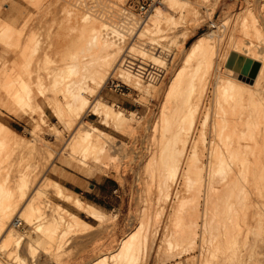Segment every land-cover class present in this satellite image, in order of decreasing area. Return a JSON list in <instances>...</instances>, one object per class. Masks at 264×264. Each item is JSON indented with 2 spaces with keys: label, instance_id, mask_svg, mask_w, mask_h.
I'll list each match as a JSON object with an SVG mask.
<instances>
[{
  "label": "bare ground",
  "instance_id": "bare-ground-1",
  "mask_svg": "<svg viewBox=\"0 0 264 264\" xmlns=\"http://www.w3.org/2000/svg\"><path fill=\"white\" fill-rule=\"evenodd\" d=\"M32 1L35 2V5L37 4V6L40 1H42L40 3L44 4L43 0ZM45 1L47 2V5H45L47 6V9L53 8L54 6L52 5L54 2L57 3L55 0L53 3L51 0ZM60 1H63L68 5L73 4V2H78V0ZM208 1L209 0H198L197 3H192L190 0H162L157 2L159 4L154 8L152 14L148 16L146 15L145 17L144 15H141L139 19L134 17L133 14H130L125 17L121 26L113 25L112 27L106 26L105 23L102 24L103 22H98V20L93 18L90 14L85 13L82 17H80L82 21L79 22L80 36L78 39H82L84 37L87 38H85L87 42H85L84 39L81 41L87 43L84 44L86 45V48L82 49L84 46L81 47L80 44H77L79 45V48H81V51L78 52L81 55L84 53L85 56L83 55V58L80 59V54L74 52V54H78L79 58L77 57L75 61L72 60L73 62H71V64L67 63L69 60L65 63L67 67L70 65V69L72 68V71L70 69H64L65 72L69 71L65 74V76H63L65 72H62L63 70H59L60 68L53 69L54 71L56 69V72L59 70L60 74L62 72L63 77H68V73L70 74L71 72L72 74H70V76L72 75V78L70 77L71 79H69V77H66L67 80H64L65 78H62V76L58 77L55 75L56 72L55 74H53V72L45 73V70V76L43 75V78L41 77L42 73L40 72H37L39 74L36 77V74L32 75L35 71H23L31 65L30 63H25L24 69L22 68L21 70H18L19 68L16 63H13V67H11L7 63L9 60H4V62L0 65V77L4 76V79L1 80L2 83H0V86L3 87V90L0 92L2 95L1 97H3L6 103H8L9 109L14 110L18 119L22 121H30V119L33 120L32 116L30 117L29 115L31 112L40 111L44 115L46 114L45 109L39 102V100L43 98L47 107L51 109L53 115H55L57 119L56 123L51 124L50 130L56 133V135L62 133V129L57 125H61L63 130L65 129L64 132L67 130V132H65L67 136L66 147L68 146L69 148L67 147V149L69 150L68 152L66 150V153L70 164L72 165L74 163L73 161H76L77 164H75L79 171L91 176L87 169L91 166L88 162L89 158H92L94 163H100L102 159L113 161L115 157L113 153L123 149L124 146L122 143L118 144L119 140H117L115 136L109 135L93 122L86 120L85 113L92 111L99 117L102 124L111 125L115 131L124 135L129 134L133 118L140 121L145 120L144 117L140 115L138 116L137 112L135 113V111L132 112L121 109L108 101L107 103L104 98L100 97V88L105 87L107 78L116 69V61L119 59L118 57L120 54L122 55L123 51L120 40L122 39L123 42V38L126 35H124L121 30L116 28L120 27L124 29L125 33H131V30L133 31L136 27L140 28L137 33V37L140 39L139 46L135 47V50L132 45L131 51H137L139 53L138 55H140L142 59H150L151 63H158L159 61L162 62V60L167 57L171 61H175L176 53L174 52V48L179 43V37L182 35L187 37V35L192 34H187V28L186 31L180 30V28L184 23L186 24L188 22L187 20L191 14L196 17L197 13L200 11V5H204L205 7V3H207L206 6L209 7L210 5H208ZM30 2L31 1H29V3ZM33 2H31V4H33ZM84 2L83 5L86 7L88 1L84 0ZM215 2L209 3L211 5L213 4V8H209H211V11L214 12H216L215 10L217 9L215 7ZM259 6L263 17L262 20L255 11L253 12V10L250 12V16H246L247 12L244 14H238V21H236L240 22L242 19L245 24L244 27H246L247 30L245 31L243 29V35L241 36H239V34L235 35V32L230 33V37L228 38L227 43H225V48L222 47V42L215 40L216 35L214 36V28L204 34H201L187 48L184 57L182 59L180 57L182 60L181 64H183V66L175 71L164 89L159 111L155 116L153 124L150 126L151 128L148 127L151 129L153 136V147L151 149V154H153L152 157H159L157 163L159 166L157 191L160 196L163 197L166 204H168L169 201H172L170 207L166 205L161 210L166 217L164 228L161 226L159 228L158 225L154 230L148 229L146 222H143L144 218H142L141 222H139V224L131 232L117 242V246L113 248V250L101 253L99 256L93 258L90 264H172L173 261L184 258L186 253L190 250L202 254L204 250H207L210 247L217 250V248L221 245L228 247L231 244L233 245H231V249H233L236 253H242L238 249L241 247V241L245 238L242 237L241 240L240 237V246H237L238 242H236V239H239L236 238L237 231H242L241 221H243L244 225H248L243 226V228L248 230H246L247 234L244 233L245 231H242V233H244L243 236L245 234L248 235L249 239L251 236H249V234L252 233L253 228L252 226H249L252 223L251 221L250 224L247 223V218H249L250 214H255V212H249L248 215L245 211L252 209L253 206L251 205L254 201L255 205L259 204L256 203V198L264 197V152H257L260 137H258V133L256 132L258 131V128L256 127L260 123L259 119L261 117V113L259 114V108L257 106H260V102L264 101V47L262 46L263 44L261 45V43L256 41L254 38L255 35L259 38V36L264 33V0H261ZM70 9L66 7L62 8V10H64L63 12L67 14L68 20H70L71 16L73 17V8L71 9L72 11ZM45 11L46 10H44V12ZM18 13L20 14V12ZM99 13L98 15H100ZM11 14L10 16H12ZM52 14H54V12ZM212 14L214 13L212 12ZM41 15L43 17V14ZM46 16H44V19ZM19 18L21 17L17 16V14L14 15V21L11 23L12 26L14 25V27H16L15 25L20 23L18 22ZM144 18L146 19L143 20ZM44 19L43 21H45ZM38 20L35 18V22H38ZM48 20H50V18ZM62 20L65 19H61V23L65 22ZM30 21L28 23L32 24V21ZM40 22H42V20ZM40 22H38L37 25L41 24ZM190 22L191 20L189 23ZM61 23L59 22L58 24ZM7 26L11 27L10 24ZM34 26H36V23ZM67 26H69V24ZM183 27L185 28V25ZM73 28L74 27L70 30H73ZM6 29L8 28H5V30ZM32 29L35 30V28ZM77 29L75 30L77 31ZM36 34L34 31V35ZM1 35H3V33ZM34 35H32V38H34ZM40 35L34 39H38ZM42 38L44 37H41V39ZM33 40L31 41L33 42ZM74 40L75 39H73V41ZM184 40L186 41V38ZM36 41L40 40L38 39ZM75 41L79 42L80 40ZM21 43L22 42H20V44ZM34 44L33 46H35ZM18 46L20 47V45ZM35 48L37 51V48L39 47L36 45ZM42 49L44 50V48ZM16 50L17 47L15 51ZM67 50H70V48ZM77 50L75 51L77 52ZM15 51L13 50V52ZM3 52L6 51L4 50ZM16 52L20 53L19 51ZM128 53L130 52L128 51ZM25 54L26 53H24V55ZM64 54H66V51ZM133 54L135 55L136 52ZM13 55H15V53ZM234 55L238 60L243 58L240 71L235 70L233 66H230L229 57ZM69 59L72 58L69 56ZM131 60L133 59H130V61ZM164 62H166V60ZM147 63H149V61ZM128 64L131 66L130 63ZM135 64L136 63H134V68L136 69ZM246 64H248L249 67H246ZM123 65L118 66V70L116 71L120 72L122 79L124 77V79L129 80L127 82H131L130 77L133 72V74H135V69L130 74L131 71L129 72L126 68L127 66L124 65V67ZM145 65L146 67H149L143 62H141L140 66L143 68ZM256 65H258V70L256 76L253 78L251 76V69ZM160 66L163 67V65ZM186 66L191 68L188 72L185 69ZM41 67L43 71V65ZM51 68H49L50 71ZM204 68L207 69L208 72L205 71ZM132 69L133 68H131V70ZM143 69L140 71H143ZM184 70L187 72L185 75L187 78H183L185 80L181 81L182 72ZM200 71L203 72H201L202 76L206 73L208 76L202 78L200 77L201 73L200 76H198ZM144 72L146 71L144 70ZM47 73H51L52 76L49 74L50 77L46 78ZM73 74H75V76ZM54 75L56 76L55 78ZM27 77H29V79ZM44 78H46V80H44ZM143 78L144 77H142L141 80ZM122 79L120 82L124 83ZM145 79L148 80V78H144L143 80L145 81ZM143 80L137 81L138 83H145ZM200 86L204 89H199V92L203 91L204 94L197 92L198 88H201ZM141 88L142 87L140 86L139 89ZM196 92L197 94H195ZM223 97L229 99L227 102L230 100L235 102L234 99L237 98L235 103L240 102L241 104L242 99H248L245 102L252 100L253 104H256L254 110L253 108L251 109V112H253L252 114L245 113V115H247H243L244 119L251 115V117H247L248 127L245 126L244 121L239 117L242 116L240 113L243 111L240 110V112L238 111L239 113L236 112L237 110L234 111L239 115L234 114V116H238L235 121H239L240 124L242 122L244 123L243 125L245 127L243 126V130L246 134H248L252 124L253 128L255 130L257 129L256 131H254V129H252V131L250 130V136L248 135L245 139L246 141L249 137L253 138L252 140L254 141L253 145L251 144L252 146L249 144H240V138L238 137L240 132L238 133V129L236 130V128H234V131L236 130V132H233L232 134L228 131V133H231V135L238 133L236 134V137L237 140H239V143L234 146H227L226 149H223L221 142L223 141L227 144L226 142L228 138L230 140L232 139L227 133V126L224 124L222 125L220 122L222 115H220L221 118L217 116V114H219L217 111H221L220 108H226V106L223 105L226 101L222 104L223 101L221 98ZM0 103V106H3L2 101ZM250 103L252 106V102ZM257 103L259 104L257 105ZM227 104L228 103H226V105ZM218 106L220 108H217ZM227 106L231 107V105ZM247 106L249 107L250 104ZM213 108L215 109L214 113L211 111ZM249 111L250 110H248V112ZM225 113L227 112L225 111ZM229 114L231 115V112ZM229 117V119H235V117ZM224 118H222V120ZM238 118H240V120H238ZM227 119L228 117L224 120V122L230 124L232 121L229 122ZM262 119H264V117ZM208 120L210 122L211 120H215L214 122L216 124L214 126V123H212L214 127L212 126V137L210 136L211 141H209V146L204 147V149L201 148V150L199 149L198 142L196 141V134L200 130H198L200 122L203 121L202 124L206 125ZM241 120L242 122H240ZM140 121H138V123ZM146 121L147 120H145V123ZM235 121L234 123L232 122L234 126L238 125ZM261 127L264 128L262 125ZM33 129H35L34 131L32 130L33 132L30 131L32 138H26L23 135H20L10 125L0 120V264H7V262L11 264H29L30 261L27 256L35 258L37 255L38 257H41L44 264L52 262L60 263L62 253L65 249H67L66 247H68V245L69 247L71 246L70 243L72 244V241L77 235L90 229H100L99 231L102 232L101 229L104 230L105 228L112 226V224L117 221L119 215L116 212L107 213L106 211H103L94 204L85 201L76 193L68 190L66 185L61 181L52 179L48 174L49 170L61 180H75L73 178L74 176L71 177L64 169L56 167L50 168L51 163H53L55 159L61 161L63 165L66 161L61 157L57 158L58 153L56 154L55 151L49 149L50 147L47 148L43 146V142H39L37 131L42 132V128L39 124H35ZM60 138L62 139V136H60ZM251 138H249L250 141ZM263 138L264 137H262V139ZM58 140L59 142L57 144L60 143L59 145L61 146L62 141L60 142V139ZM246 142L249 143L248 141ZM203 143L205 144V142ZM63 145H65L64 142ZM61 147L63 148V146ZM250 148L252 149V152L249 151ZM262 149L264 150V147H262ZM248 152L251 154L254 153L253 161L249 158ZM204 155L207 163H204ZM153 161L154 159L151 162ZM253 162L255 170L251 171V166H254L252 165ZM102 163L104 164V162ZM104 166L105 165H103V167ZM152 166L154 167V164H152ZM252 168L254 169V167ZM106 169L104 170V168H102L101 172H105L106 174ZM179 178L183 181L186 189L189 191L188 197H183L184 195L181 196L178 191L174 194V185L177 183ZM253 193L257 195L253 197H256V200L251 197V195L253 196ZM261 199L260 201H262ZM61 203H65L67 207H64ZM178 204L181 206H187L186 211L183 214L179 211L181 215L178 214ZM254 209L255 208H253V210ZM257 209L259 208H256V210ZM260 209L262 210L261 207ZM261 212L264 213V210ZM259 213L260 210H257L256 215ZM81 214H84L85 217L92 219L95 224H92L82 218ZM262 217L264 219V216H259V219L260 222L263 223L264 221H261L263 220ZM174 218H176V220L178 219L179 222L177 221L175 224L172 223ZM249 219H251V216ZM256 221L259 223L258 220ZM22 224L24 225L23 229H21ZM263 225L261 224L259 227H264ZM250 227L252 230H250ZM263 229L261 230L263 231ZM109 230L111 231V229ZM261 230L257 232L255 230L254 234H257L256 236L260 237V232H262ZM239 233L242 235L241 232ZM160 234L161 238L158 243ZM255 235L254 238H256ZM263 236L262 238H259L261 239L259 240L260 242L264 238ZM251 238H253V236H251ZM97 240H99V238ZM103 240L104 239H102V242ZM253 240L244 242L247 244L249 241L251 242ZM83 241L84 240H82V242ZM73 243H75V241H73ZM88 243L90 242L87 241V244ZM91 244H93V242ZM246 244H244V246L242 245V247L244 248ZM256 245L253 247L255 248ZM232 247H239L237 249L238 251ZM245 248L247 249L251 247L247 246ZM262 250L264 249L262 248ZM256 251H258V249ZM244 252L245 251H243V253ZM237 257L238 256H236V258ZM236 261L237 259L235 261L233 259H228L229 264H238V261ZM257 261L259 260L257 259ZM256 263L257 262L254 264Z\"/></svg>",
  "mask_w": 264,
  "mask_h": 264
},
{
  "label": "rangeland",
  "instance_id": "rangeland-1",
  "mask_svg": "<svg viewBox=\"0 0 264 264\" xmlns=\"http://www.w3.org/2000/svg\"><path fill=\"white\" fill-rule=\"evenodd\" d=\"M29 1L33 2L32 0H0V10H1L0 11V36H1V38L0 39H3V40H0L1 41L0 42V50H1L0 51V65L4 62V60H7V61L9 60L8 62L6 61L8 63V65L13 67V63L14 64L16 63L17 67L19 68L18 70H21L22 68L24 69L25 63L26 64L30 63L31 65L28 66L27 68H25L23 71H25V72L29 71V70L31 72L35 71L34 73H32V75L36 74V77L39 74L37 72H40V73H42V76H41L42 78H43V75L45 76L46 72H51V73L53 72V74H55L57 68L58 69L60 68L59 70H61V71L63 70L62 72H65L64 69L69 70L71 66L68 65L69 67H67V65L65 64L68 60L69 61L67 63L71 64V62L75 61V59L77 57L79 58V56H80V59L83 58L84 53H83V55H81L79 53L81 51L80 50L81 48H79V45H77V44H80L81 47L84 46V47H82V49H83V48H86V45H84V44H87V43H85V42H87L86 37H84L82 39H78L80 36V34H79L80 33L79 22L82 21V19L80 17H82L83 14H85V13L90 14L93 18L98 20V22H101V23L103 22L102 24L105 23L106 26H110V27H112L113 25L121 26V24H123V22L125 20V17H127L130 14H133L134 17H136L137 19H139L141 16L138 9H136L135 7H131V8L128 7L129 0H86V1H88L86 7L83 5L85 3L84 0H78V2H73V4H71V5H68L67 3L60 1V0H55V1H57V3L54 2V0H51L52 3L54 2V4L52 5L54 7L53 8L50 7L51 9L46 8L47 6H45V5H47V2L45 0H43L44 4L40 3L42 1L39 2L40 6L39 5L37 6V4L35 5V2H33V4H31V2L29 3ZM160 1H162V0H154L153 1L150 10L146 14L147 16L152 14L154 8L156 6H158V4H159L157 2H160ZM190 1L192 3H197L198 0H196V1L190 0ZM214 2H215V7L217 8V9L214 8V9H216L215 10L216 12L211 11L212 10L211 8H213L212 7L213 4L212 5L209 4V3H214ZM260 3H261V0H219V1L218 0H209L208 5H210L209 7H211V8L206 6L207 3H205V7H204V5H200L199 6L200 11H199V13H197L196 17H195V15L193 16V14H191L192 17L190 16L189 19L187 20L188 22L186 21L188 24L186 23L187 24L186 25L184 23L182 25V27L185 25V28L184 27L180 28V30H185V31L187 28L188 29L187 34H190V33H192V34H190V35L186 34L187 37L183 36V35L179 37V40H178L179 43L174 48V50H175L174 52L176 53V60L171 61L167 57L164 60L161 59L162 62H164L166 60V62H164L165 64L160 62V61H159L160 63L156 62L157 64L154 62L151 63L150 59L144 60L141 58L140 55H138L139 53L137 51H135L136 50L135 47L139 46V42H140V39L137 37V33L140 30V28L136 27V29H134L133 31L131 30V33L130 32L125 33L124 29H122L120 27L116 28V29L121 30V32L124 33V35H126L127 37L125 36L126 38L125 37L123 38V42H122V39L120 40L121 41L120 44L123 47L122 55L120 54V56L118 57L119 59L116 61L117 62L116 63V65H117L116 69L114 70L113 73H111L108 76L105 87L100 88V93H101L100 97L104 98V100L106 102L108 101L109 103H112L121 109H125V110L132 111V112L135 111V113L137 112L138 116L140 115V116L144 117L145 120H147V121L145 123V120L140 121L138 119L133 118L131 121V130L129 131L130 135L129 134L124 135L122 133L115 131L113 129V127H111V125H106L104 123L102 124L99 117L96 114H94L92 111L86 112L85 113L86 120L93 122L96 126L103 129L109 135L115 136V138H117V140H119L118 144L122 143V145L125 148V149L123 148V149L119 150L121 152L115 151L113 153L115 155L113 161H108L106 159L105 160L102 159L100 161V163L99 162L94 163L92 158H89L88 162L91 166L88 167L87 169H88L89 173L91 174V176L84 174V173H81L76 166V164H77L76 161H73L74 163L72 162L74 165L70 164V161L68 160V155L66 153V150H67V152L69 150V149H67L68 146L66 147L67 136H66L65 132H67V130L64 132L65 129L63 130L61 125H57V126H60L59 128L62 129V133L64 132L65 135H64V133L63 134L60 133L59 135H56V133H54L52 130H50L51 124L56 123L57 119H56L55 115H53L51 109L49 107H47V104L43 98H41L39 100V102L41 103V105L43 106V108L46 111V114H45L46 117L40 111L31 112V114L29 113V115H30V117L32 116L33 120L30 119V121H33V122H30V121H22V120L18 119L15 111L9 109L8 103H6V101L3 99V97H1L2 95L0 93V99L2 98L1 101L3 103L2 104L3 106H0V120L5 122L6 124L10 125L11 127H13L20 135H23L26 138H32V136L30 135L31 134L30 131L33 132L35 130V129H33L34 125L39 124L40 127L42 128V132L37 131V134L39 136L38 137L39 142L40 143L43 142L42 143L43 146H45L47 148L50 147L49 149L55 151L56 154L58 153L57 158L61 157L62 159H65V161H66V162H64V165H63L61 161H58L57 159H55V161H53V163H51L50 168L56 167V168L64 169L68 172V174L71 177L74 176L73 178L76 181L75 180H71V181L61 180L59 177H56V175L54 173H52L50 170L48 171L49 176L52 179L61 181L63 184L66 185L68 190L76 193L85 201L86 200L88 201V199L85 196V194H81V191H85V192L90 191L92 193L93 197L95 198L94 200L96 202H98V205L94 204L96 207L102 209L103 211H106L107 213L116 212L117 214H119L117 221L114 224H112V226L108 227L109 229H111V231L108 228H105L104 230L101 229L102 232L99 231L100 229H90V230H86V232L84 231L85 233L84 232L81 233L82 235L81 234L77 235L75 237V239L73 240V241H75L76 244L73 243V241H72V244L70 243L71 246L69 247V245H68V247H66L67 249H65V251L62 253V255L60 257V263L61 264L62 263L63 264H90V262L93 260V258L99 256L101 253L113 250V248H115L117 246V242H119V240L121 238H123L129 232H131L139 224V222H141L142 218H144L143 222L144 221L146 222L148 229L154 230L155 228H157L158 225H159L158 226L159 228H160V226L162 228H164V224L166 223V219H165L166 217L164 216V213L161 212V210L166 205L170 207L172 201H169V203L166 204L163 197H161L159 192L157 191V181H158L157 178H158V167H159L157 165V163H158L159 157L156 156L153 158L152 157L153 154H151L152 153L151 149L153 147V136H152L151 129H150L151 128L150 126L153 124V122L155 120V116L159 111V106H160V102L162 99L164 89L166 88L167 83L169 82L170 78L173 76L175 71L178 70V68H181L183 66V64H181L182 63L181 59L184 57V55L187 51V48L201 34H204V33L208 32L210 29L214 28L215 29L214 36L216 35L215 40L222 42V47L225 48L226 47L225 43H227L228 38L230 37V33L235 32V35L239 34V36H241V35H243V29L245 31L247 30V28L244 27L245 24H244V21L242 19L240 20V22H237L238 21L237 20L238 14H244L245 12H247L246 16L247 15L250 16V12L253 10V12L255 11L260 16V19L262 20L263 17H262V13L260 11V6H259ZM7 5H9V6H7ZM216 5H218V6H216ZM64 7L68 8V9H70L71 7L73 8V9L71 8L73 10V17L71 16L70 20L67 19V14L65 12H63L64 10H62V8H64ZM127 7H128L129 11H127V9H126ZM16 10L18 12H20V14ZM20 10H22V11H20ZM41 10H43V11H41ZM44 10H46L45 11L46 15H47V12L49 11L48 15L50 17L48 15L47 16L45 15ZM24 11H25V13H24ZM99 11H100V13H99ZM53 12H54V14H52ZM212 12L214 14H212ZM11 13H13L14 15L17 14V16L21 17V18H19L18 22H20V23L17 24L18 26L15 25L17 28L14 27V25L12 26V24H11L12 21H14V15ZM79 13H81V14H79ZM98 13L100 15H98ZM10 14L13 17L10 16ZM21 14H22V16H21ZM41 14H43V17ZM146 15H144V17ZM40 16L42 17V19ZM44 16H46L45 19H44ZM47 17H49L50 20H48L49 18H47ZM54 17L56 20L54 19ZM31 18H32V20H31ZM35 18H36V20L40 19V20H38V22H40L42 20V22H40L41 24L37 25L38 22H35ZM146 18H144L143 20H145ZM43 19L45 21H43ZM53 19H54V22H53ZM61 19H65V20H62L65 22L61 23V21H60ZM20 20L23 22H21ZM30 20L32 21V24L28 23ZM190 20H191V22L189 23ZM235 21L237 22V24ZM59 22L61 24H58ZM8 23L10 24L11 27L7 26V25H9ZM35 23H36V26H34ZM67 23L69 24V26H67L68 25ZM30 24H31V26H30ZM2 25H3V27H2ZM32 25H33V27H32ZM70 25L72 27H74L73 30H70V29H72V27ZM26 26H28V27H26ZM38 26H39V28H38ZM12 27H14V28H12ZM31 27L35 28V30H33ZM36 27H37V29H36ZM5 28H8V29L5 30ZM9 28H10V30H9ZM75 29H77V31ZM136 30H137V32H136ZM34 31H35V34L37 33L36 35H34ZM2 33H3L4 37H3V35H1ZM32 35H34V38L35 37L37 38L38 35H40L38 38L40 41H36L38 39L32 38L33 37ZM261 36H259V38H258L255 35L254 38L256 41H259L261 43V45L263 44L262 46L264 47V40H263L264 39V33ZM41 37H44V38L41 39ZM185 38H186V41L184 40ZM73 39L80 40V41L79 42H77L75 40L73 41ZM83 39L85 41V42L83 41L84 43L81 42ZM5 40L7 43L5 42ZM19 40H20V42H22L21 44H20ZM31 40H33V42L35 44ZM16 44L20 45V47ZM33 44L35 46H33ZM40 44H42V45H40ZM71 44H72V46H71ZM36 45H37V47H39V48H37V51L35 48ZM51 45H52V48H51ZM132 45L135 49V50L134 49H132V50H134L136 52L135 55L133 54L135 52L131 51ZM16 47H17L16 51H19L20 53L15 51ZM41 47L44 48V50ZM69 48H70V50H67ZM25 49H26V52H25ZM4 50L6 52H3ZM13 50L15 52H13ZM23 50H24V53H26L25 55L23 53ZM75 50H77V52ZM65 51H66V54H64ZM128 51L130 53H128ZM74 52L78 53L80 55L78 56V54H74ZM14 53H15V55H13ZM46 54H47V56H46ZM75 55H77V56H75ZM18 56L20 59L18 58ZM69 56L72 59H69ZM71 56H73V57H71ZM23 57H25V58H23ZM180 57H181V59H180ZM124 58L127 60H125ZM138 58H139V60H138ZM130 59H133V60L130 61ZM13 60H14V62H13ZM148 61H149V63H147ZM141 62H143L144 64H147V66H149V67H146V65H145V67H143L144 68L143 69L140 66ZM128 63H130L131 66ZM134 63H136L135 64L136 69L134 68ZM54 64L56 67L54 66ZM59 64H62V65H59ZM123 64L125 66H127L126 68H127V70H129V72L131 71L130 74L135 69L134 70L135 74H133L134 73L133 72L131 74V77L132 76L133 77L132 78L130 77V80L132 83L127 82L129 80L124 79V77L122 79V77L120 76V72L116 71V70H118V66L123 65ZM42 65H43V71H42V67H41ZM57 65H59V66H57ZM160 65H163V67ZM167 65H168V67H167ZM44 66H45V68H44ZM139 66L141 69L139 68ZM40 67H41V69H40ZM130 67L133 69L131 70ZM49 68H51V71L49 70ZM54 68H56L55 71L53 70ZM142 69H143V71H140ZM185 69L188 72V70H190L191 68L186 66ZM44 70H45V73H44ZM59 70H57V72L59 74L56 72L55 75H57L58 77H61L63 75V73L61 72V74H60ZM70 70L72 71V68ZM144 70L146 72H144ZM151 70H152V72H151ZM204 70L207 71V69H205V68H204ZM204 70H202V71H204ZM154 71H157V72H154ZM186 71L184 70L182 72L183 77L181 76V78H182L181 81L185 80L183 78H187L185 76L187 73ZM202 71H200L198 73V76H200V73ZM67 72H69V71H66L63 76H65V74ZM139 72L141 75L139 74ZM184 72H185V74H184ZM51 73H49V74L52 76ZM145 73H147V74H145ZM202 73H201L200 77L205 78L206 76H208V74L206 72H204L206 74H203V76H202ZM49 74L48 73L46 74V78L50 77ZM70 74H72V73L70 72ZM70 74L68 73L69 79L72 78V75L70 76ZM148 74H150V75H148ZM55 75H54V78L56 77ZM73 75L75 76V74H73ZM63 76H62V78H65L64 80H67L68 77L66 76L67 77L66 78ZM134 76H136V77H134ZM152 76H153V78H152ZM154 76H155V79H154ZM142 77L148 78L149 81L147 79H145V81H144L143 80L144 78H143L142 80L145 83H143V82L138 83V81H142L141 80ZM27 78L29 79V77H27ZM32 78H33V76H32ZM46 78H44V80H46ZM3 79H4V76L3 77L1 76L0 81ZM33 79H31V80H33ZM121 79H122V81H124V83L120 82ZM150 79H152V80H150ZM107 82H108V84H107ZM113 82H114V84H116L117 82L121 83L122 87L121 88L114 87ZM0 83H2V81ZM135 84H136L137 88H136ZM137 84L140 85L142 88L139 89L140 86H138ZM199 89L202 90L204 88L203 87L198 88L197 92H199ZM1 90H3L2 86H0V92H1ZM197 92L195 94H197ZM199 93L204 94L203 91H201ZM236 99H234L235 102L237 101ZM221 100L223 101L222 104L225 103L224 101H226V103H228L227 105H231V107L227 106L226 103L223 104L226 106V108H224V109L220 108L219 106L217 107V108H220L221 111H223V112L217 111V113H219V114H217L218 117H220V115H222L221 117L224 118V116L226 114V116L223 120L220 117L221 118L220 122L222 123V125L224 124L227 126V133L229 131L233 134V132H236L237 129H238L237 132L238 133L240 132L239 134L234 133V135H231V133H228L229 137L234 139V140L231 139L232 140L231 141L228 138V140L226 142L227 144H225L222 141L221 143H222L223 149H226L227 146H234L235 144L239 143V140H237L236 134H238V137L240 138V144H244V145L249 144L250 146H252L253 141H254V140H252L253 138L249 137V138H251V141L249 140V138L246 140L249 143H247L245 141V139L250 134L249 133L250 130L252 131V129H254L253 124H252V126H250L249 132L246 131V132H248V134H246L245 131L243 130L245 126L248 127L247 126V119L249 117H251V115H249V117L247 116L248 118L246 117L245 119H244L243 115H245V113H247V114L251 113L252 114L253 112H251V109L253 108V110H254L256 104H253L252 100L251 101L249 100V102H245L248 99L247 100L242 99L241 104H240V102L235 103L232 100H230L232 102H230V101L227 102V100H229V99L224 98V97L221 98ZM250 102H252V106H251ZM248 103L251 106V107L249 106L250 108L247 106V105H249ZM260 103H261L260 106L258 105L259 103H257V105H258L257 107L259 108V114L261 113V117L263 118L264 117V104H263L264 101L260 102ZM0 105H1V103H0ZM224 110L227 113H225ZM230 110H232V111H230ZM240 110L244 112V114H243V112L240 113L242 116H239L236 113L238 111L240 112ZM248 110H250V111L248 112ZM211 111H213V113H214L215 109L213 108V109H211ZM229 111L231 112V115L229 114L230 113ZM234 111H236V112H234ZM227 114H228V116H227ZM234 114L238 115L244 121L245 126L243 125L244 123L242 122V120L240 121V122H242L241 124L239 123V121H235L238 116H234ZM42 115H43V117H42ZM229 116L235 117V119L234 118L229 119L230 118ZM227 117H228L227 120L229 122L232 121L234 123V121H235L238 125L234 126L232 122H230V124H228L227 122H224V120ZM261 117L259 119L260 123L259 122H258L259 124L256 123V124H258V126L256 128H258V131L259 130L260 131L259 132L256 131L257 129L256 130L254 129V131H256L258 133V137H260V140L258 142L257 152L262 151L261 153H263L264 150L262 149V147H264L263 146L264 145V143H263L264 138L262 139V137H264V130H263L264 128H262L261 125L264 127V122H263L264 119H262ZM220 118H218V119H220ZM240 118H238V120H240ZM138 121H140V122L138 123ZM214 121L215 120H211V122H210L208 120L206 125L202 124L203 121L200 122V124H199L200 127L198 126V130L199 129L200 130L198 131L199 133L197 132V134H196V141L198 142L199 149H201V148L204 149V147L209 146V141H211L210 136L212 135V129L216 124ZM212 123H214V126L212 125ZM201 125H203V126H201ZM230 125H233L234 127L230 126ZM239 125L240 126L242 125V126L240 127ZM259 126L261 127V129ZM148 127H150V128H148ZM203 127H204V130H203ZM234 128H236L235 131H234ZM133 130H134V132H133ZM247 130H248V128H247ZM262 132H263V134H262ZM200 133L202 136L200 135ZM54 135H56V136H54ZM60 136H62V139L64 141L60 138ZM58 139H60V142L62 141L61 146H63V148L59 145L60 143L57 144L59 142ZM261 140H263V141H261ZM63 142L65 145H63ZM203 142H205V144ZM221 143H220V145H221ZM57 146L61 149H59ZM108 148H109V146H108ZM63 149H64V152H63ZM251 150L252 149L250 148L249 151L252 152ZM62 152H63V154H62ZM250 152H248V156L251 159V161H253L254 160V153L251 154ZM116 153H117V155H116ZM249 153H250V155H249ZM204 154H206V153H204ZM153 159L155 162L154 161L151 162ZM203 159H205L204 163H207L205 155H204ZM102 162H104V164ZM147 162L149 163V165L151 163L154 164V167L152 166V164L149 166ZM101 163H102V166H101ZM68 164H70V165H68ZM103 165H105V166L103 167ZM252 165H254V162ZM252 167H254V169ZM102 168H104V170L107 168L106 174H105V172H101ZM148 170H150V171H148ZM254 170H255V165L251 166V171H254ZM72 181H74V182H72ZM93 185H96V187H93ZM173 191H174V194L177 191L180 192L181 196L184 195L183 197H188V195H189V191L186 189L183 181L180 178L178 179L177 183L174 185ZM195 194H197V193H195ZM254 196H257V195L255 193H253V196L251 195V197L253 198ZM255 198H253V199L254 200L257 199L259 201L262 198L261 199L262 201H260V202L256 200V203H259V204H257L259 206L255 205L254 204L255 201H254L253 204L251 205V206H253L252 209L249 208L251 211L250 210L245 211L248 215H249V212H251V213L255 212V214L252 213L249 215V218L251 216V219L247 218L248 224H250V221L252 222L251 225H249V226H252L253 230L251 227H250L251 228L250 230H252L253 234L251 233V234H249V236L251 235V236H253V238H251V236H250L248 239V235H246L247 234L246 230H248V229L245 230V228H243V226H248V225H244L243 221H241L242 231L243 232L245 231L244 233H246V234L243 236L244 233H242V231L237 229L242 234V235H240V233L237 231L236 235L239 236V237L236 236V238H239V239H236V242H238L237 246H240L239 241L242 240V237H244L245 239L242 240L243 243L241 241V247L240 248L239 247H237V248L232 247L236 251L239 250L242 253H238V252L236 253L233 249H231L232 244L228 247H226V246L224 247L223 245H221L219 248H217V250L210 247L207 250H204L202 254H199V252L190 250V251H188V253H186L184 258H182L184 261L182 259H178V260L173 261L172 264H177V263L178 264H183V263L184 264H229L228 259H230V260L233 259L234 261L237 259L238 264L239 263L240 264H254L255 262H257L256 264H264V262H263L264 261V253H263L264 250H262V248L264 249V245H263V243H264L263 239L264 238L262 239L263 243H262V241L261 242L259 241V240H261L259 238H262L263 233H264L263 232L264 227H259V226H261V224L262 225L264 224V222L263 223L260 222V219H259V216H264V213L261 212L262 210H264L263 209L264 208V202H263L264 197H259L256 199ZM61 204L64 207L65 206L67 207V205L65 203H61ZM260 207L262 208V210L260 209ZM186 208H187L186 205L181 206L178 204V214H180L179 211L183 214L186 211ZM253 208H255V209L253 210ZM256 208H259V209H257L258 211L260 210V213L257 215H256V211H257ZM81 216H82V218L86 219L90 223L95 224L92 219L85 217L84 214H81ZM262 219H263V217H262ZM179 220H182V219H179ZM256 220H258L260 225H259V223H257ZM177 221H178V219L176 220V218H174L172 223L175 224V222H177ZM261 221H264V219ZM257 224H258V226H257ZM23 227H24V225L22 224L21 229H23ZM261 229H263V231ZM255 230H256V232L260 231V230L262 231V232H260L261 233L260 237L256 236L257 234L256 235L254 234ZM234 232H236V231H234ZM250 232H248V233H250ZM161 234H162V231H161ZM161 234L159 236L158 243L160 242ZM254 235L256 238H254ZM258 235H259V233H258ZM97 237L99 238V240H97L98 239ZM240 237H241V240H240ZM92 238H93V240H92ZM102 239H104L103 242H102ZM247 239L248 240L254 239L255 241L254 240L251 242L249 241V243L251 245L250 246L249 243H247L248 244L247 245L244 242ZM82 240H84L85 243H84V241L82 242ZM248 240L246 242H248ZM87 241H89L90 243L87 244ZM114 241H115V244H114ZM92 242H93V244H91ZM253 242H255V243H253ZM244 244H246L245 247L248 246L251 248H247V249L245 247L243 248L242 245L244 246ZM254 244L255 245L257 244L255 248L253 247V246H255ZM73 245H74V247H73ZM229 247H230L231 251H230ZM257 249L259 252L256 251ZM242 250L245 252L243 253ZM236 256H238V257L236 258ZM27 257L29 258V261H30V263L28 262L29 264H42L43 263L41 257L40 256L38 257V255L35 256V258L34 257L30 258L29 256H27ZM232 257H234V258H232ZM257 259L259 261H257ZM60 263L52 262L49 264H60ZM7 264H11V263L7 262ZM12 264H14V263H12Z\"/></svg>",
  "mask_w": 264,
  "mask_h": 264
},
{
  "label": "built area",
  "instance_id": "built-area-1",
  "mask_svg": "<svg viewBox=\"0 0 264 264\" xmlns=\"http://www.w3.org/2000/svg\"><path fill=\"white\" fill-rule=\"evenodd\" d=\"M153 1L154 0H129L128 7H130V8L135 7L136 9L139 10L140 15H146L148 13V11L150 10ZM128 7L126 8L127 11H129ZM113 85L116 88L122 87L121 83H119V82H117L116 84H114V82H113Z\"/></svg>",
  "mask_w": 264,
  "mask_h": 264
},
{
  "label": "water",
  "instance_id": "water-1",
  "mask_svg": "<svg viewBox=\"0 0 264 264\" xmlns=\"http://www.w3.org/2000/svg\"><path fill=\"white\" fill-rule=\"evenodd\" d=\"M242 59L243 58H240L239 60L236 59V56H232V57H229V61H230V66H233L235 70H238L240 71L241 70V66H242ZM231 64H234V65H231ZM247 66L246 67H249L248 64H246ZM246 70V69H245ZM257 70H258V65H256L255 67H253L251 69V76L254 78L257 74Z\"/></svg>",
  "mask_w": 264,
  "mask_h": 264
},
{
  "label": "crops",
  "instance_id": "crops-1",
  "mask_svg": "<svg viewBox=\"0 0 264 264\" xmlns=\"http://www.w3.org/2000/svg\"><path fill=\"white\" fill-rule=\"evenodd\" d=\"M93 187H96V185H93ZM81 194H85V196L87 197V199H88V201L87 202H89V203H91V204H96V205H98V202H96L94 199V197H93V195H92V193L90 192V191H87V192H85V191H81ZM90 197V198H89ZM93 199V200H92Z\"/></svg>",
  "mask_w": 264,
  "mask_h": 264
},
{
  "label": "trees",
  "instance_id": "trees-1",
  "mask_svg": "<svg viewBox=\"0 0 264 264\" xmlns=\"http://www.w3.org/2000/svg\"><path fill=\"white\" fill-rule=\"evenodd\" d=\"M13 128V127H12Z\"/></svg>",
  "mask_w": 264,
  "mask_h": 264
}]
</instances>
